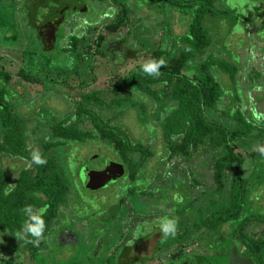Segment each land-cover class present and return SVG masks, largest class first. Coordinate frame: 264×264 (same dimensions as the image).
I'll return each instance as SVG.
<instances>
[{
    "label": "rangeland",
    "instance_id": "obj_1",
    "mask_svg": "<svg viewBox=\"0 0 264 264\" xmlns=\"http://www.w3.org/2000/svg\"><path fill=\"white\" fill-rule=\"evenodd\" d=\"M82 2L80 6L76 1L57 2L53 8L54 12L48 13L50 15L48 18L44 20L38 18L33 23L45 38L50 36L47 40L42 39L41 48L37 43H34L35 41L32 40L29 33H27L29 36L24 33V30L18 33V39L16 38L14 42L12 40L0 42V71L9 74L10 80L7 87L16 97L14 103L18 104L17 111L20 117L28 124L27 135L29 138L26 142V149L29 154L34 149L41 152L42 144L49 142L52 138L51 131L46 124L48 120L57 121L68 115L69 118L72 117L69 120L71 123L77 119L84 121L82 127L84 130L91 131L92 135V138H86L83 143L66 142L50 148L47 152V156L54 158L59 174L66 181L68 191L62 212L59 211L50 225L49 232L43 237L46 241V248L43 247L33 259L30 253L22 248L20 241L4 239L0 235V264H67L71 259L79 257L82 245L84 246L88 237L91 236L90 231L97 229L98 226L92 217H86L88 226L83 230L78 227L75 220L68 227L75 230L80 245H64V247L55 238L56 229L68 226L66 217L73 216V213L76 214L78 209H86L88 216L91 212L114 203L121 197L125 201L149 200L156 202L165 199V203L168 205L163 206L162 211H155V213L165 214L178 220L177 214L172 213L173 206L176 208L179 203V201H173L174 195H178L184 200L178 205L182 208L188 203L186 201L189 199L186 196L187 193L195 198L205 191L209 194L216 188L212 182L211 164L209 165L206 160L208 158L206 152H195L190 159L165 158L164 149L167 144L162 128L157 125L153 128L150 124L158 117L164 119L165 115L162 114L164 108L169 104L167 90L164 91L162 101L156 105V109L153 108L151 101H143L144 116L140 115L138 107L132 105L130 101H125L122 105L109 110L103 105L93 109L101 120L109 122L108 124L112 127H118L125 132L130 141L141 143L152 153V156L142 164L135 180L128 179V170H124L119 158L111 149H108V142L97 140L98 134L94 132L91 120L77 118L74 114L81 95L88 92H97L104 102L109 103V99L114 97L110 95L114 81L123 77L137 65H143L148 60L147 49L150 50L158 46L161 49L173 50V43L177 38L184 36L186 32L187 24L191 18V9H189L190 11L176 9L167 6L164 0H122L130 10L127 15L128 21L111 34L104 30V25L115 19L117 7L108 4L109 7L103 5L104 10H102L98 2L106 4V0H82ZM12 3L11 0H0V21L4 25H8L9 29L13 25L15 16L13 11L15 3L13 7ZM214 6L218 9L224 8L229 11V14L220 21L205 20V27L211 40L215 43L213 48H220L226 58L228 57L237 64L240 63L242 74L239 86H237L239 91L235 90L236 94L242 101L244 112L247 115H257L258 120L260 115L263 121L264 0H215ZM78 11L81 13L72 14ZM68 18L71 20L66 25ZM98 35L103 36V44L108 43L113 51H117L121 47L125 51L119 50L115 56L108 51L106 58L95 56L93 61L86 60L80 65L78 62L73 64L66 62L61 48L68 45L70 36H78L85 43L90 44L96 40ZM123 39H125L124 42L120 44ZM59 40L65 44L60 45ZM139 45L141 46L140 51L136 49ZM176 47H180V43H176ZM126 49L138 52H135V56L131 57L128 56L131 54ZM93 51L94 47L91 44L89 54L92 55ZM28 53H32L31 63L23 59V55ZM27 58H29L28 55ZM47 63L50 64L46 65ZM72 66L78 71L77 74H73L72 71L69 76L55 73L57 69L66 70ZM89 66H91V70H89ZM20 70L34 77L38 82L32 83L22 79L18 75ZM221 83L227 89L232 88L228 77L224 74H221ZM129 94L121 96L134 102H141L142 98L138 94L135 92H129ZM228 99L225 95L222 98L225 108L231 107ZM206 115L219 124H229L217 110H207ZM174 122L177 123V120ZM260 148H264V141L254 139L247 143H239L235 149V153L245 159L240 170V177L248 181L247 187L251 190L248 208L253 210V214L258 220L264 216V154L260 153ZM106 161H110L111 164ZM0 165L9 176L11 183L18 176L20 170L30 169L31 166L19 155L1 156ZM87 165H91V173L93 172L94 177L100 176V171L104 174V177L96 178L99 179L98 185H92L91 182L89 188L84 187L80 175L81 169ZM228 174V171L224 173V183L228 182ZM169 181L175 182L176 185ZM177 183H180L179 186ZM94 186L95 189H92ZM127 191H133V193L126 194ZM255 193L260 194L255 196ZM137 194L138 196H136ZM93 197L99 199L96 206L88 201ZM208 206V203L202 205L203 209ZM183 218L185 220L181 223L182 230L187 225L186 219L194 221V217L187 218L186 214H183ZM125 222L128 223L129 219ZM192 222L188 227L189 241L186 246L188 249H194L197 254H210L209 250L203 249L201 237H198L199 232L193 228ZM254 225L250 223L246 230L253 236H261L264 227ZM251 229H254L256 233H253ZM203 231L204 229L200 233ZM202 235L204 234L202 233ZM102 249L100 248L99 251V249L93 248L85 257L104 255ZM159 262L160 259L157 258L153 264H159Z\"/></svg>",
    "mask_w": 264,
    "mask_h": 264
},
{
    "label": "trees",
    "instance_id": "obj_2",
    "mask_svg": "<svg viewBox=\"0 0 264 264\" xmlns=\"http://www.w3.org/2000/svg\"><path fill=\"white\" fill-rule=\"evenodd\" d=\"M164 2L167 6L176 9L188 11L191 9L192 13L184 36L176 39L173 50L161 49L158 46L146 50L148 59L163 58L166 61V66L160 68V76L157 78L148 76L143 73L142 65H137L114 81L110 92V95L114 97L109 99V103L104 102L97 92H88L81 95L74 114L77 118L91 120L94 132L98 134L97 140L108 142V149L114 152L128 170V179L135 180L142 164L152 156V153L141 143L130 141L125 132L118 127H112L108 124L109 122L101 120L93 109L103 105L109 110L122 105L125 101H130L132 105L138 107L140 115L144 116L143 101H151L153 108L156 109V105L162 101L164 91L167 90L169 104L162 114L165 117L164 119L158 117L150 124L153 128L155 125L162 128L167 144L164 149L165 158L190 159L195 152H206L208 155L206 160L209 165L211 164L212 182L216 187L212 192L209 190L211 193L208 194L205 191L195 198H192L189 193L186 194L189 198L186 200L188 203L180 207L179 212L176 208L175 213L186 214L187 218L192 216L194 221L186 219L187 225L182 232L181 223L184 221L180 217L177 227L179 230L172 239L187 243L189 241L188 227L192 222L193 228L199 232L198 237H201L204 245L209 247L213 242L232 241L239 249L245 248L243 256L251 258L255 264H263L264 232L261 236H253L246 229L250 223L264 227V216L258 220L253 210L248 208L251 190L247 187L248 181L240 177V170L245 159L239 157L235 149L239 143H247L249 140L264 141V123H261L264 120L262 121L260 115L258 120L257 115H247L244 112L242 101L235 91H239L237 86L242 74L240 63L237 64L226 58L220 48H213L215 43L211 40L204 24L207 19L220 21L229 14V11L224 8H215V0H164ZM127 15V10H120L114 20L104 25V30L111 34L116 32L128 21ZM0 25H3L1 21ZM14 38L16 37L11 40ZM92 42L89 44L77 36L72 37L68 45L61 49L66 62L71 64L78 62L80 65L86 60L93 61L95 56L106 58L108 51L113 56L119 53L110 49L109 45L103 46L102 35H98ZM176 43H180V47H176ZM91 44L94 47L92 55L89 54ZM120 49L125 51L122 47ZM136 49L141 50V46L139 45ZM126 51L129 50L126 49ZM135 52L129 51L131 55L128 56H135ZM29 54L31 53L26 54V57L29 56L26 60L31 63ZM68 56L72 60H67ZM71 71L73 74L78 73L73 66L66 70L57 69L55 73L69 76L72 74ZM221 74L228 77L231 89L222 85ZM18 75L32 83L38 82L23 70H20ZM9 80V74L0 71V157L19 155L31 166L30 169L20 170L11 183L9 176L0 165V235L4 239H16L14 236L16 231L28 218L22 209L25 206H32L36 210L46 208L43 215L44 237L49 232L50 225L57 217L60 207L65 204L68 191L66 181L59 174L54 158L47 156V152L50 148L66 142L83 143L86 138H92V135L91 131L84 130L82 127L84 121L77 119L71 123L69 120L72 117L69 118L68 115L57 121L48 120L46 124L52 138L49 142L42 144L43 150L40 152L46 163L43 165L32 163L31 153L29 154L26 149L29 138L28 124L17 111L18 104L14 103L16 97L7 87ZM129 92L138 94L142 98L141 102H134L121 96ZM224 95L229 98L230 108L223 107ZM93 105L95 107H92ZM207 110L219 111L229 124L212 121L206 115ZM174 120H177V123ZM227 171L228 182L224 183V173ZM170 183L176 185L175 182ZM179 184L177 183L178 186ZM173 199L184 201L178 195H174ZM204 203H208V208L203 209ZM202 229H204L202 232L204 235L200 233ZM251 230L255 232L254 229ZM43 237L38 246L20 241L22 248L27 250L33 259L43 247L46 248ZM29 239L32 238L29 237Z\"/></svg>",
    "mask_w": 264,
    "mask_h": 264
},
{
    "label": "flooded vegetation",
    "instance_id": "obj_3",
    "mask_svg": "<svg viewBox=\"0 0 264 264\" xmlns=\"http://www.w3.org/2000/svg\"><path fill=\"white\" fill-rule=\"evenodd\" d=\"M11 1L13 2L12 7L15 3L13 8V11L15 13L12 22L13 25L11 26V29H9L8 25H4L1 22L3 25H0V42L3 43L5 42V40H11L13 37H16L18 39V33H20L21 30H24V33H26V35H28L27 33H29L32 37V40L35 41L34 43H37V45L41 48L43 42L42 39L47 40V38H50V36L48 35L45 38L44 35L34 27L33 23H35L38 18H43V20L45 18H48L50 16L48 15V13L51 11L54 12V5L57 4V2H61L62 0ZM70 1H76L78 6H80V3H83L82 0ZM98 3L100 4L99 6L102 10H104L103 7L106 5L109 7L108 4L114 5L115 7H117L116 14L122 9L130 12V10L128 9V5L124 4L122 0H106V4L101 2ZM78 13L81 12L78 11L72 14ZM69 20L71 19H67L66 25L68 24ZM56 31L57 28L55 32ZM55 32L54 35H56ZM70 37L72 38L73 36ZM16 38H14V40L12 41L14 42ZM71 38L69 39V41L71 40ZM124 40L125 39H123L120 44L124 42ZM59 42L60 45H63L64 43L60 40ZM104 45L106 46L108 45V43H104L103 46ZM65 46H67V44ZM29 55L31 56L32 53ZM23 56V59H27L26 54H24ZM68 60L72 59L68 56ZM48 64L50 63H47L46 65ZM123 168L124 170H126V167L124 165ZM101 173L102 172L100 171V176H98L97 178L104 175H102ZM96 180L98 181L99 179ZM129 193L132 194L133 191L126 192V194ZM136 196H138V194ZM98 200L99 199L93 197L88 201L90 204L92 203V205L96 206V202H98ZM173 201H179L176 206L179 212L180 206L178 207V205H180L182 201L178 199H173ZM165 202L166 201L164 200L156 202L149 200L125 201L123 200V197H121L118 201L100 207L94 212H91L88 216L86 209H78L76 214L73 213V216H65L66 223L68 222V226H61L55 231V238L62 246L80 245L79 237L77 236L75 230L68 228L74 220L81 230L85 229L88 226L86 217H92V219H94L98 224L97 229L90 231L91 236L88 237L87 243H85L84 246L82 245L81 255L79 257L71 259V261H68L67 264H153V261L157 258L160 259L159 264H218V259L225 258L230 254L229 247H233L235 249L239 258L251 260L252 263L255 264L251 258L243 256L245 248L239 249L236 245H234V242L232 241L221 243L213 242V244L209 247L201 242L203 244L202 247H204L203 249L210 251V254L203 255L202 253L197 254L194 249H188V246H186L185 242L180 243L174 241L172 237H175L176 233L174 236L163 237L162 233H160L159 230L158 221L160 218L166 217L167 215L156 214L155 211H162L161 208H164L163 206L166 207L168 205ZM63 206L60 207V212H62L61 210ZM95 206L94 209L96 208ZM176 208L173 206L172 213H175ZM177 216L178 220L180 219V217L181 220H184L183 214L177 213ZM77 217H79V219H77ZM127 219H129L128 223L125 222ZM137 230H139L140 232L139 239L135 240L133 245H130L129 241L134 239V234L137 233ZM178 230L179 229H177L176 232H178ZM183 231L184 230H182V232ZM93 248H96L97 250L99 249V251L100 248H103L102 250L105 254L101 256L95 255L86 258V254L89 253ZM197 249L199 250V248ZM68 257H70V255H68Z\"/></svg>",
    "mask_w": 264,
    "mask_h": 264
},
{
    "label": "clouds",
    "instance_id": "obj_4",
    "mask_svg": "<svg viewBox=\"0 0 264 264\" xmlns=\"http://www.w3.org/2000/svg\"><path fill=\"white\" fill-rule=\"evenodd\" d=\"M166 66V61L163 58L157 59H148L142 65V71L148 76L157 78L160 76V68ZM261 154H264V148L259 149ZM31 162L36 165H43L46 163V160L43 159L40 152L34 149L31 154ZM11 186V185H10ZM260 193H255V196H258ZM22 211L27 215V220L24 221L21 228L16 231L15 238L18 241H24L25 243H32L35 246H38L44 233L45 222L43 215L46 211L45 209H33L32 206H25ZM160 233L163 237L174 236L177 227L178 220L176 218L162 217L158 221ZM140 232L137 230V233L134 234V239L129 241L130 245H133L134 241L139 239ZM31 237L32 239H29Z\"/></svg>",
    "mask_w": 264,
    "mask_h": 264
},
{
    "label": "water",
    "instance_id": "obj_5",
    "mask_svg": "<svg viewBox=\"0 0 264 264\" xmlns=\"http://www.w3.org/2000/svg\"><path fill=\"white\" fill-rule=\"evenodd\" d=\"M106 163L111 164L110 161H108V162L106 161ZM107 171L109 172V170H107ZM92 173H91V165H89V166L87 165V166L83 167L80 171V175H81V178L83 180V185L86 188H89V186L91 187V185H90L91 182H92V185H98L99 184V182L96 180L97 176L94 177ZM101 174L103 175V173H101ZM92 189H95V186ZM229 251H230V254L227 257L218 259V264H253L251 260H245V259L239 258L233 247H229Z\"/></svg>",
    "mask_w": 264,
    "mask_h": 264
}]
</instances>
